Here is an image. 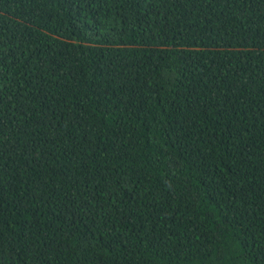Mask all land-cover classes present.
Masks as SVG:
<instances>
[{"label":"trees","instance_id":"trees-1","mask_svg":"<svg viewBox=\"0 0 264 264\" xmlns=\"http://www.w3.org/2000/svg\"><path fill=\"white\" fill-rule=\"evenodd\" d=\"M0 264H264V0H0Z\"/></svg>","mask_w":264,"mask_h":264}]
</instances>
